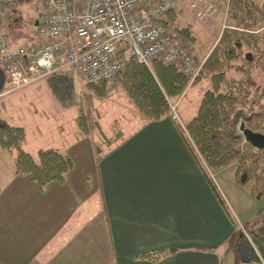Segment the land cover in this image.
Instances as JSON below:
<instances>
[{"label": "crops", "instance_id": "obj_1", "mask_svg": "<svg viewBox=\"0 0 264 264\" xmlns=\"http://www.w3.org/2000/svg\"><path fill=\"white\" fill-rule=\"evenodd\" d=\"M188 1L179 0L177 22L189 26L195 37L188 45L201 69L196 83L201 78L210 83L209 77L223 65L224 49L212 64L210 58L224 33L256 36L261 33L263 22L248 28L223 14L218 23L221 12L199 22L188 8ZM18 17L12 8L6 9V29L9 18L17 23ZM217 23L220 31L214 34ZM234 36L229 43L236 41ZM41 82L49 87L46 80ZM195 84L187 86L175 102L176 108ZM7 86L8 78L0 70V98L12 90ZM204 92L198 94L195 107ZM61 103V113L72 110V106L67 107L68 101ZM73 109L80 110L78 104ZM183 111L176 113L181 125L194 116L196 108L194 114ZM77 118L76 135L83 136ZM134 119L126 132L116 130L121 132L118 141L106 148L100 160L96 161L94 149L87 143V157L82 156L84 149L74 151L81 163L86 160V165L73 166L61 183L51 182L42 188L28 176L15 174L12 155L0 149V264H224L228 254L234 264L233 253L226 250L227 241L237 223L246 228V224L258 225L264 218V207L259 212L257 208L264 198L253 200L240 191L242 187L234 183V173L226 174L224 168L209 173L230 216L189 151L177 122L170 115L145 122L136 113ZM100 120L98 115L96 121L103 130ZM27 143L26 133L24 147ZM47 148H55L72 160L73 147L64 151L61 146L45 144L33 151ZM231 166L235 167H228ZM246 196L255 210L245 208ZM159 251L173 252L157 261L141 258Z\"/></svg>", "mask_w": 264, "mask_h": 264}, {"label": "trees", "instance_id": "obj_2", "mask_svg": "<svg viewBox=\"0 0 264 264\" xmlns=\"http://www.w3.org/2000/svg\"><path fill=\"white\" fill-rule=\"evenodd\" d=\"M259 12L263 18L261 37L259 34L252 38L259 41L246 46L235 41L226 48L222 54L224 71L209 77L210 88L202 95L194 116L185 125L177 121L189 151L202 167L220 204L229 214L209 173L234 164V183L240 187L251 183L252 199L258 201L264 198V147L257 148L245 141L237 129L242 123L245 129L264 135V87L258 83L260 78H264V0ZM177 16V9L167 13V19L183 43H192L195 37L190 27L178 25ZM196 79L191 84H195ZM47 82L60 102L72 98L74 85L70 76L54 75ZM189 84V78L173 66L153 62L146 67L129 55L124 72L116 75L111 85L86 82L85 87L100 98H107L112 87L118 88L139 117L145 122H153L170 115V105L183 95ZM93 124V127L90 126L86 115L80 112L82 133L91 135V132L97 131L102 147L110 149L121 132L115 130L113 137L107 136L96 120ZM25 141L26 133L22 127L13 126L0 118V149L12 154L14 173L28 176L38 188L51 182L61 183L73 167L70 157L55 148L38 150L34 157L23 149ZM93 148L96 161L105 156L106 152L101 150L100 145L94 143ZM226 247L233 253L234 264H264V218L255 229L242 231L237 226ZM172 252L148 253L141 258L157 261Z\"/></svg>", "mask_w": 264, "mask_h": 264}, {"label": "built area", "instance_id": "obj_3", "mask_svg": "<svg viewBox=\"0 0 264 264\" xmlns=\"http://www.w3.org/2000/svg\"><path fill=\"white\" fill-rule=\"evenodd\" d=\"M29 0H0V70L9 87L18 88L71 68L93 85L110 82L124 72L127 56L149 67L173 66L192 82L197 67L167 13L179 0H41L36 42L12 48L6 34V9ZM199 22L212 18L210 2L189 0ZM172 118L177 116L171 106Z\"/></svg>", "mask_w": 264, "mask_h": 264}, {"label": "rangeland", "instance_id": "obj_4", "mask_svg": "<svg viewBox=\"0 0 264 264\" xmlns=\"http://www.w3.org/2000/svg\"><path fill=\"white\" fill-rule=\"evenodd\" d=\"M209 1L215 5L217 4L220 7V11H218L215 15V17H217L219 12H221V17L217 21L218 23L222 19L223 14L225 17L228 15L229 20H234L236 23L240 22L242 26H246L248 28H253L263 22V18L259 12L263 0ZM10 8H12L13 13L19 16L17 23H14L13 18H9L7 31L10 44L13 47L34 44L36 42V21L42 12L41 0H29L11 6ZM218 23L214 25L215 29L212 30V33L214 34H218L220 31V26ZM192 24L195 26L199 25L196 22H192ZM231 35H235L233 38L236 41L241 42L244 46L252 43L255 40L257 41V38L252 39L257 35L246 37L243 34H231L230 32L226 31L223 35V38L221 39L220 37L221 41L219 39L220 43L210 58L211 64L217 58V55L221 50H225L228 48V46L233 44V39L231 40V43L228 42ZM200 41L203 43L202 38H200ZM185 46L189 52V45L185 44ZM200 71L196 78L199 77ZM222 71H224V65L221 66V69H216L214 72L219 73ZM64 73L73 79V96L68 101V103H66L68 105L67 107L72 106V110L69 108L68 111L61 113L60 107L63 104H60L47 84L37 81L28 84V86H22L20 88L16 87L17 89L11 88L12 90H9L8 93H5L4 97L0 98V118H3L11 125L22 126L25 129L28 143L25 147L23 146V149H28L31 152L30 154H32L34 157L36 156V153L33 150L36 148V146L55 144V146H61L64 151L68 150L69 147H73L71 150V154H73L72 162L73 166L76 168L79 167V165H86V160L81 163L80 159L78 160V158H76V154L74 153L76 149H78L79 152L83 151L84 149V154L82 155L84 158L89 155L87 150L85 152V149H87V143H89L92 147H94V143H97V145H100L101 150H106V148L102 147L101 145V139L97 131L91 132V135H76V129L78 127L77 116H79L78 112H81L82 115H86L88 123L92 127L94 126L93 121L97 119L98 115H100V125L102 126L103 132L107 136L111 135L113 137L115 134H111V132H113L111 127H113L114 130L121 129L120 131L122 132L129 130L132 126V122L135 123L134 115H136V110L129 103L124 93L118 88L112 87L110 95L107 98H100L95 94L94 91L85 87L86 79L80 72L74 71L71 68H67L64 70ZM111 81L107 82V84L111 85ZM192 82L189 80L190 84ZM205 82L209 83L205 78H201V80L195 84L187 98L179 105V107L176 108L175 103L171 104L175 105V113H180L181 110H184L183 112L185 114L190 112L194 114V110L197 108L194 104L197 98H199L198 94H202V92L210 88V83L208 85ZM39 83L41 84L38 85ZM258 83L261 87H264V78H260ZM77 104L78 107L80 106L81 111L73 109V106ZM114 123L117 125H114ZM60 125L62 126V129H60ZM37 129L40 131L38 132ZM223 171L224 173L231 175L234 173L235 167L231 166L224 168ZM250 187L251 183L239 189H241L240 191H244L243 193L250 195ZM251 203L252 200L246 201V204H248L245 206L247 211H253L256 209ZM262 203L263 204H260V206L257 208L258 212L264 207V202ZM246 225L248 226L247 228L237 223V226L242 231H247V229H255L257 226H253V224ZM224 264H233L231 254L226 256L224 259Z\"/></svg>", "mask_w": 264, "mask_h": 264}, {"label": "water", "instance_id": "obj_5", "mask_svg": "<svg viewBox=\"0 0 264 264\" xmlns=\"http://www.w3.org/2000/svg\"><path fill=\"white\" fill-rule=\"evenodd\" d=\"M237 129L238 132L242 134L245 141L251 143L257 148L264 147V135L253 133L250 130L245 129L242 123L239 124Z\"/></svg>", "mask_w": 264, "mask_h": 264}]
</instances>
